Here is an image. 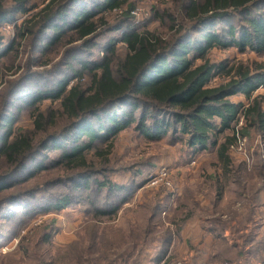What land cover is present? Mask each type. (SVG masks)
Segmentation results:
<instances>
[{"label":"trees","instance_id":"1","mask_svg":"<svg viewBox=\"0 0 264 264\" xmlns=\"http://www.w3.org/2000/svg\"><path fill=\"white\" fill-rule=\"evenodd\" d=\"M180 3L179 14L166 10L160 17L167 18L173 29L181 20L176 34L164 38L150 30L138 31L129 21L131 0H44L40 10L36 0H11L9 5L0 0V25L19 15L27 17L18 30V38L30 37L35 56L37 53L49 57L55 50L77 41L83 47L79 52L87 54L107 32L120 34L108 40L101 49L103 55L90 64L76 60L77 51L67 54L62 66L67 67L71 77L64 69L65 77L56 81L54 91H45L43 87L23 93L21 100L31 108V130L16 127L14 109L17 113L22 110L13 101L18 92L12 90L6 95L0 107L1 220L11 221L15 209L27 211L28 208L20 205L26 198L23 192L4 195L3 192L55 164L61 166L64 176L52 185L58 188L53 195L42 192L40 199L35 197V203H39L35 209L51 212L77 206L84 213L77 238L66 246L72 261L117 264L122 260L124 264H142L149 257L146 251L155 244L156 252L150 264L172 260L169 249L184 221L178 217V208L171 220L177 226L175 229L160 230L163 229L160 225L152 230L153 219L168 208L173 193L165 194V205L156 201L153 207L142 206L151 212L146 228L136 224L126 236L117 224L119 212L144 186L139 182L126 186L112 181L113 172L107 171L117 138L133 129L148 141L164 138L185 141L183 165L186 167L201 160L203 153L215 155L218 162L203 163V171L206 166L216 167L221 163L226 169L230 165L229 152L236 144L235 131L241 118L246 122L245 133L255 131L264 140V95L251 98L254 92L264 88V65L253 62L230 66L227 62L213 63L208 57L215 48L264 54V0H181ZM126 6L124 21L107 29L103 15L125 10ZM218 24L226 27L218 29ZM3 43L0 34V60L17 57L20 40L4 49ZM118 44H123L122 51L116 47ZM75 64L80 67L76 68ZM6 69L12 70L13 66H4ZM217 79L220 82H215ZM71 80L75 82L67 89ZM238 94L248 98L247 106L231 101ZM48 99L58 101V106L41 109L40 103ZM49 153L56 157L51 159ZM98 158L102 159L101 163ZM90 186L95 187L98 195L82 197ZM33 210L28 214H33ZM51 223L39 233L40 242L51 240L52 234L48 232L53 230ZM9 236L0 225V248L7 244ZM17 250L26 252L22 243ZM7 262L6 256L0 260V264Z\"/></svg>","mask_w":264,"mask_h":264},{"label":"rangeland","instance_id":"2","mask_svg":"<svg viewBox=\"0 0 264 264\" xmlns=\"http://www.w3.org/2000/svg\"><path fill=\"white\" fill-rule=\"evenodd\" d=\"M85 1L88 2L90 0ZM180 1L181 0H131L133 8L129 10V21L137 27L138 31L150 30L160 34V36L164 38L172 37L176 34V31H178L180 26L179 22L181 20L174 26L175 29H173L171 27L173 24L170 23L167 18L163 19L160 17L161 15H164L166 10H168L170 14H179V10L181 9ZM5 2L9 5L11 0H5ZM36 5H38V10H40L44 6V0H36ZM123 11H127V6L125 10L106 12L103 15L108 23L106 27L107 29L108 27L119 24L120 21H124L125 18H123ZM133 11H135V14ZM26 18V16L19 15L15 20L0 25V34L4 37L3 49L7 48V46L14 41L20 40L21 42L17 57L12 55L8 58L0 60V107L8 93L10 94L12 90L18 92V94L14 96L13 101L15 105L17 107H21L22 110L20 113H17L14 109L17 119L16 127L31 130L32 123L29 119L31 108L28 105L26 106L25 101L21 100V97H24L23 93H28V91L41 89L43 87L45 91H54L56 89L54 87L56 81L65 77L62 76V73L65 70L66 75L71 77V75L67 74V67L63 68L62 66V61L67 54L69 55L72 52L77 51L79 54H77L75 59L86 61L90 64L91 61L98 60L99 57L103 55L101 49L106 45L108 40L115 39L119 37L120 34L118 32H107L104 36L97 40L95 48L86 52L87 54L79 52L82 51L81 49L83 47L80 46L81 42L77 41L70 45H65L57 49V51L55 50V52L49 57H43L37 53L35 56L30 44V37H24L23 39L18 38V30ZM217 27L220 29L226 26H224V24H218ZM116 47H118L119 51H122L124 46L123 44H118ZM208 57L213 63L227 62L230 66L239 64L252 65L253 62H257L259 65H264V54L258 55L251 52L241 54L234 48H215L210 52ZM73 62L77 63L75 61ZM4 66H13V69L4 70ZM75 66L76 68L80 67L79 64H75ZM217 81L220 82L219 79L215 82ZM74 82L75 80L69 81L67 89L70 88ZM57 102L58 101L53 102L51 99H48L41 102L40 107L43 110L50 106L56 108L58 106ZM238 125L236 129L238 128ZM244 127H246V122ZM244 127L241 128V133L248 137L249 143L247 151L250 157L245 159L240 153L235 151L233 147L231 148V156L233 155L232 165L239 171L238 174L235 175V178L234 176H230L229 180H226L225 178L223 179L222 183L224 188H230V180L233 182V180H236L237 178L236 181L241 184L246 181H252V183H254L253 181L256 180L255 177L258 176L256 173H245V170L242 171V169H244L242 166H245L246 168H252L255 166V160L258 159H255L254 156L251 157L250 152L257 150L260 152V158L263 157L264 148L262 147H264V140L254 137L252 134L253 132L250 134L245 133ZM254 133L257 134L255 131ZM256 145L258 149H255ZM67 149H70L68 145ZM186 150L185 141L175 142L171 138H164L160 141H148L133 129L122 133L117 138L109 156L111 165L108 166V168L110 170L107 171L113 172L110 176L112 181L126 186H134L138 182L144 185L132 196V200L136 199V201H139L138 203H141L142 205L135 207L131 206L132 202H130L123 207L120 226L126 236L133 229L134 220L137 221L138 225L142 228H146L149 225L151 212L149 208L142 207L143 205L153 207L156 201H160L162 205H165V194L169 192L173 193L171 190L161 185L153 187L149 184V181L151 180L150 177L154 175L159 168L165 167L170 171V178L175 187L178 186L179 182L183 181L181 173L182 167H186L183 165L185 163L183 156L186 154ZM49 154L51 159L56 157L54 153ZM210 159L211 160L198 159L196 165L191 164L190 168L196 167V169L198 168L197 170H200L201 166H205L204 164L210 161L212 164L215 160H217L213 157ZM101 160V158H98V163H101ZM219 165L222 166L221 163ZM259 166L264 167V161H261ZM206 167L208 169L211 166ZM191 172L192 170L190 169L189 173ZM63 176L64 171L61 169V166L54 164L53 166H47L46 170L37 174L34 178L26 180L24 183L16 186L15 188L3 192V195L4 193L8 194L11 192L13 193L14 191L17 193L23 192L24 197L26 198L20 202V205H28V208H26L27 211H24V208L15 209V216L11 221L0 219V225H2L3 229L8 231L10 235L7 239V244L3 247H8L9 249L13 248L11 251L4 252L2 249L3 247H1L0 260L3 256H6L8 264H76L67 254L66 246L71 243L75 237L77 238L76 235L79 234V228L84 222V213L77 210L79 209L77 206H74L75 208L70 207L62 211L51 212H41L40 208H38V213H36L38 209H35L36 205H39V203H35V197L36 199H40V193L42 192L53 195L52 192H56V189L58 188H53L52 185ZM196 177L201 178L203 175H199L197 173ZM255 187L256 184H254L252 188L255 189ZM247 188L249 187L247 186ZM173 194L177 193L174 192ZM30 195H32V197ZM97 195L98 192L95 190V187L90 186L87 191H83L82 197L86 196L87 198L89 196L95 198ZM38 202L40 201L38 200ZM40 203L43 204L47 202L42 201ZM32 208H34L35 211L33 210V214H28L31 212ZM173 208L174 206L172 209ZM134 210H136V212H134ZM176 211L177 210H174L166 213L165 215L160 213L156 218L154 216L155 219L153 220L154 222L156 221V225L157 223L163 224L167 219L171 221L174 215H176ZM52 221L54 223L53 230L49 229L48 231L52 234L51 240L45 243L40 242L39 233L42 232L49 224H52ZM126 238L128 242L129 238ZM15 240L18 242L16 246ZM21 243L26 249L25 253L20 252L21 250H17ZM124 245L122 246L123 250H125ZM154 256L155 253L151 257L149 255L146 261H142V264H150L151 262L149 263V261L151 258H154ZM117 264H124V262L120 260Z\"/></svg>","mask_w":264,"mask_h":264},{"label":"crops","instance_id":"3","mask_svg":"<svg viewBox=\"0 0 264 264\" xmlns=\"http://www.w3.org/2000/svg\"><path fill=\"white\" fill-rule=\"evenodd\" d=\"M263 94L261 88L251 98ZM231 101L249 104L243 94L233 96ZM252 134L261 139L259 134ZM255 149H258L257 145ZM231 154L229 152L233 159ZM250 154L258 160H255V166L245 167L242 171L256 173V180L254 183L246 181L242 184L236 181L237 178L233 182L230 180L231 189L224 188L222 182L224 178L229 180L230 176L235 178L238 174L239 170L232 165L233 161L226 169L219 164L208 169L205 167L204 171L202 167L200 170L196 167H182L183 181L178 183L177 194H174L172 202L162 212L165 215L178 208V217L184 220L180 224V233L172 240L169 257L182 260L184 264H264V167L259 166L264 161V153L262 158L257 150ZM214 156L208 153L201 155L205 160H211ZM197 173L203 177L197 178ZM254 184L255 189L252 188ZM138 202L133 199L131 206L142 205ZM122 212H119L116 220L119 226ZM136 224L138 222L134 220L133 226ZM157 225L155 221L152 231L160 225L163 226L160 230L167 227L173 230L177 227L168 219ZM154 248L146 251L150 257L155 253Z\"/></svg>","mask_w":264,"mask_h":264},{"label":"built area","instance_id":"4","mask_svg":"<svg viewBox=\"0 0 264 264\" xmlns=\"http://www.w3.org/2000/svg\"><path fill=\"white\" fill-rule=\"evenodd\" d=\"M133 13L135 14V11H133ZM238 123H239L238 128L235 131L236 144L235 146H233V149H235V151H237L238 153L241 154V156L247 159L248 157H250L247 151L249 140L246 135L241 133V128L244 127L245 124L244 118H241ZM192 165H196V161H193ZM150 178L151 180L149 181V184L153 187H157L158 185H161L171 190L173 193L177 191V187H175L173 181L170 178V171L165 167L159 168L156 171V173L152 175ZM17 243L18 242L15 240V246L17 245ZM2 249L4 252H8L11 251L13 248L9 249L8 247H3ZM166 264H184V262L182 260H171Z\"/></svg>","mask_w":264,"mask_h":264}]
</instances>
